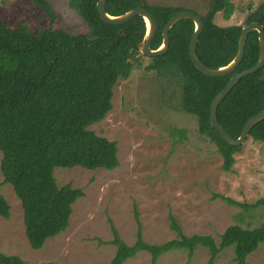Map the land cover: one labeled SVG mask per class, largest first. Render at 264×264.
Masks as SVG:
<instances>
[{
    "label": "trees",
    "instance_id": "16d2710c",
    "mask_svg": "<svg viewBox=\"0 0 264 264\" xmlns=\"http://www.w3.org/2000/svg\"><path fill=\"white\" fill-rule=\"evenodd\" d=\"M27 1L55 18L48 0ZM97 1L69 0L70 7L87 23V33L52 28L33 33L26 24L9 28L0 19V173L3 176L0 189L10 184L20 199L26 237L34 250L43 248L49 239L69 228L73 204L84 196L81 189L70 184L58 186L55 168L81 167L94 171L119 166L117 143L89 128L113 109V88L118 81L127 79L133 68L141 65L143 56L138 43L145 34V22L136 16L123 25L107 24L100 18ZM141 1L157 21L158 31L151 44L152 49H157L162 43L164 25L184 8ZM137 7L131 0H109L106 11L117 16ZM236 9L233 0H209L208 11L202 16L205 27L197 46L199 59L209 68L227 65L237 53L243 27H221L214 22L216 13L223 12L224 19L229 20ZM252 21L264 26V4L248 17L247 24ZM194 29V23L188 19L175 25L170 30L168 52L151 58L153 63L147 69L161 75L170 72L179 78L181 108L196 117L200 134L209 138L223 159L222 170L231 172L235 154L242 147L228 145L211 126L210 107L234 74L258 62V33H250L245 56L234 74L210 77L200 72L189 56ZM262 75L258 71L242 78L218 107L219 123L235 139L247 121L264 110ZM177 136L184 139L185 131L177 130ZM250 137L264 143V120L254 126ZM215 197L240 208H264V197L252 204ZM10 210L0 193V216L9 219ZM169 219L177 237L163 244L146 242L140 222L137 240L132 245L112 226L113 239L105 243L116 247L110 264H124L143 251L150 253L151 264H157L161 255L172 250L186 251L190 261L200 247L208 250L207 264H213L231 246L236 264H250L248 257L264 243V222L253 229L231 226L220 236L218 245L210 235H185L172 214ZM0 264L25 262L19 256L0 252Z\"/></svg>",
    "mask_w": 264,
    "mask_h": 264
},
{
    "label": "rangeland",
    "instance_id": "374dc122",
    "mask_svg": "<svg viewBox=\"0 0 264 264\" xmlns=\"http://www.w3.org/2000/svg\"><path fill=\"white\" fill-rule=\"evenodd\" d=\"M55 18L27 0H0V19L9 28L26 24L29 30L62 29L87 33L89 27L69 0H48ZM149 4L182 7L203 16L209 0H147ZM237 7L229 20L223 12L214 22L221 27L247 25L249 14L264 0H233ZM252 7L249 8V7ZM143 56V55H142ZM153 61L141 57L127 79L113 88V109L90 126L98 136L117 143L119 166L113 170L57 167L58 186L70 184L84 196L73 204L70 226L49 239L43 248L30 247L25 233L20 199L10 184L0 193L9 203L10 218L0 216V252L19 256L25 264H110L116 247L112 226L132 245L137 240L138 222L143 239L163 244L177 237L170 228L172 214L185 235H210L219 245L227 228H255L264 222V208L245 209L231 205L252 204L264 197V143L249 137L235 154L231 172L222 170L223 159L207 136L200 134L196 117L180 105L179 78L147 69ZM177 130L186 137L177 136ZM2 153L0 152V166ZM0 182L3 176L0 173ZM137 213V216H136ZM234 247L223 250L213 264H236ZM208 250L198 248L189 261L184 250L160 256L157 264H207ZM250 264H264V243L248 257ZM124 264H151L143 251Z\"/></svg>",
    "mask_w": 264,
    "mask_h": 264
},
{
    "label": "water",
    "instance_id": "95a60500",
    "mask_svg": "<svg viewBox=\"0 0 264 264\" xmlns=\"http://www.w3.org/2000/svg\"><path fill=\"white\" fill-rule=\"evenodd\" d=\"M108 1L109 0L97 1V11L100 15V18L107 24L123 25L136 16H140L143 18L145 22V34L142 40L138 43V51L143 56L149 58L165 55L170 48V30L182 20H191L194 23L195 29L189 43V56L194 66L200 72L210 77H225L234 74L245 56L247 40L250 33L253 31H256L258 33V62L254 67L234 74L229 80L228 84L214 97L210 107L211 126L218 131L221 138L228 145L242 146V144L250 137L251 130L254 128V126L264 120V110L247 121L240 136L237 139L233 138L219 123L217 118V110L220 104L227 97V95L232 91V89L239 83L242 78L254 74L264 67V26L259 24L258 22H253L243 27L239 36L238 49L235 57L227 65L214 69L207 67L197 55L198 41L205 27L202 17L197 13L188 10H182L171 17L162 29V43L157 49H152L151 44L157 34L158 24L155 17L149 11L143 8L144 2L141 0H131L137 3L139 7L133 8L121 15L113 16L108 14L106 11ZM260 79L264 80V75L261 76Z\"/></svg>",
    "mask_w": 264,
    "mask_h": 264
},
{
    "label": "flooded vegetation",
    "instance_id": "af4514ba",
    "mask_svg": "<svg viewBox=\"0 0 264 264\" xmlns=\"http://www.w3.org/2000/svg\"><path fill=\"white\" fill-rule=\"evenodd\" d=\"M184 10H188V11H192V10H189V9H184ZM254 11L255 10H253L250 14H249V16L248 17H250L253 13H254ZM192 12H195V11H192ZM196 13V12H195ZM198 14V13H197ZM199 15V14H198ZM201 16V15H200ZM202 17V16H201ZM248 19V18H247ZM254 22H256V21H254ZM251 23H253V21L251 22ZM248 25V24H247ZM263 69H264V67L263 68H261L259 71H262L263 72ZM263 75H264V72H263ZM262 75V76H263Z\"/></svg>",
    "mask_w": 264,
    "mask_h": 264
}]
</instances>
